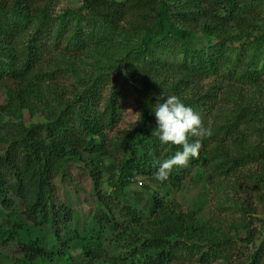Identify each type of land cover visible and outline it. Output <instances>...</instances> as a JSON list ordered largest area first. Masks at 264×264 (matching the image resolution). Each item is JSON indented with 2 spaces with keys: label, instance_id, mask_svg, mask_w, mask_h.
<instances>
[{
  "label": "trees",
  "instance_id": "16d2710c",
  "mask_svg": "<svg viewBox=\"0 0 264 264\" xmlns=\"http://www.w3.org/2000/svg\"><path fill=\"white\" fill-rule=\"evenodd\" d=\"M54 1L0 0V85L8 86L0 104V248H13L0 264H264V230L248 219L257 213L254 195L264 204V142L250 138L264 108L249 110L237 96L241 87L264 85V0H83L61 14ZM84 58L139 76L138 120L109 137L119 96L101 111L97 84L73 93L74 124L56 116L26 127L21 120L40 84L57 92L64 66ZM214 76L228 83L227 93L202 85ZM169 95L199 113L211 135L166 182L179 189L198 170L195 180L225 190L219 206L233 207L234 216L204 221L158 198L148 215L123 199L132 178L157 177V161L181 150L152 135L153 110ZM47 99L43 106L65 97ZM9 127L18 136L6 139ZM71 164L93 184L95 204L82 224L55 193Z\"/></svg>",
  "mask_w": 264,
  "mask_h": 264
},
{
  "label": "rangeland",
  "instance_id": "374dc122",
  "mask_svg": "<svg viewBox=\"0 0 264 264\" xmlns=\"http://www.w3.org/2000/svg\"><path fill=\"white\" fill-rule=\"evenodd\" d=\"M82 4L83 0H55L52 9L55 13L61 14L70 9H79ZM84 55L86 56V54ZM84 59L76 62H69L64 66V69L68 70V77L59 80V86L56 87L58 90L57 92L55 91L51 94L48 91L47 88L50 83H45L43 86L40 84L38 96L32 99L33 103L31 108L24 111V118L21 120L26 127H30L33 124L44 123L48 118L56 116L67 118L69 123L74 124L73 118L71 117L70 120L67 115V113L74 108L69 104L70 100L74 98L73 93L78 87L82 90L89 85L94 86L97 84H100V87H95V89L102 95V104L100 105L101 111L104 110V103L110 99L113 93H115L116 97L119 96L116 100L119 119L118 123L115 124L113 128L107 129L106 133L109 137L113 136L115 130L126 128L131 125V123H135L138 120L139 93L141 90L140 88H143L139 76L133 75L124 65H122V68L119 67L121 65L118 64L115 70L108 67V65L99 68L100 66L97 60ZM67 60L72 61L70 59ZM94 64L98 67L93 68L92 65ZM104 72L107 73L104 74ZM169 75H167V78ZM174 75L171 76L170 79H172ZM176 76L178 78L180 77L179 74H176ZM97 80L99 81L97 82ZM202 85L208 89L212 88L213 93L219 95L222 93L225 94L230 90L228 83L224 82L218 76L205 79ZM7 87L8 86L5 84L0 85V104L4 103L8 97ZM50 88L54 89L52 86ZM58 93H60V95ZM237 94L238 98H241L239 103L248 106L249 110L256 109L255 107L257 105L259 109L264 108V85L250 88L248 86L245 88L241 87L237 90ZM44 97L48 98L47 101L55 100L57 97H65V99L63 101H54V104H44L43 106L40 101L44 99ZM244 97L248 100V104L243 102ZM4 122L14 123L15 120L6 117ZM204 124L202 120V125L204 126ZM8 126L10 125L8 124ZM255 127L256 128L252 129L250 132V138L255 145H262L264 142V122L257 123ZM2 134L6 139H10L12 138L9 137L11 134L13 137L18 136V129L16 127H9L8 131ZM255 168H257V166H255ZM68 170L69 173L67 176H60L56 180L55 193L59 198L57 199L58 201H62L71 206V210L73 209L74 211L75 223L80 222L82 224L91 216L92 207H94L95 204L92 180L81 165L71 164ZM198 174V170H195L179 189H173L166 181H160L158 176L146 178L141 175H136L132 178L131 183L124 189L125 193L123 194V199L132 206L138 208L142 213L148 215L154 208V199L158 198V200H166L168 204H175L177 207H182L184 212L185 210H196L204 221H209L216 217L227 219L234 216L233 207L227 205L224 209L219 206V197L224 198L223 195L225 190L223 189L221 192H216L211 184L195 180ZM109 175V172H107L103 176L104 182L106 183L104 191L106 192H110L113 189V185L108 183ZM250 188H248V193L252 191ZM253 192H251V194H254ZM252 199L257 213L253 215L255 217L250 216L248 219H251L253 223L264 230L261 221L264 220V204L259 202L260 199L255 195ZM260 242L261 239H259L258 244ZM242 248L245 252L251 249L253 250V247L243 246ZM12 252V247L0 248V254H12Z\"/></svg>",
  "mask_w": 264,
  "mask_h": 264
},
{
  "label": "clouds",
  "instance_id": "9594fccd",
  "mask_svg": "<svg viewBox=\"0 0 264 264\" xmlns=\"http://www.w3.org/2000/svg\"><path fill=\"white\" fill-rule=\"evenodd\" d=\"M156 127L152 131L161 145H178L181 150L170 159L157 161V176L160 181L168 180L175 166H187L195 159L201 148V140L211 135V130L202 125L199 113L187 106L179 97L169 95L157 103L154 110ZM190 137H197L190 140Z\"/></svg>",
  "mask_w": 264,
  "mask_h": 264
}]
</instances>
